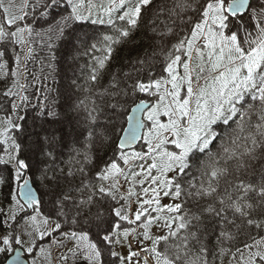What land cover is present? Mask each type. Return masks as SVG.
I'll return each instance as SVG.
<instances>
[{
  "label": "snow or ice",
  "instance_id": "obj_1",
  "mask_svg": "<svg viewBox=\"0 0 264 264\" xmlns=\"http://www.w3.org/2000/svg\"><path fill=\"white\" fill-rule=\"evenodd\" d=\"M62 3L65 7L61 13L66 14H61L49 28L56 39L64 37L66 33L70 35L89 20L92 24H108L113 29V34L103 35L91 44L92 50L99 44L105 53L103 57H94L97 67L93 68L90 79L96 81L100 69L111 59L114 45L129 38L140 26L145 10L152 5L153 0H107L106 5H96L93 0H46L45 11L41 15H48L49 9H58ZM23 7L20 14L16 15L12 12L11 4L5 6L4 0H0V8L5 14L4 22L0 23V43L15 38L16 43L23 44V33L27 31L31 34L30 26L17 27L15 31L5 28V24L16 25L25 19L28 13L24 12ZM179 7L183 10L191 9L193 13L198 11V18L192 20L189 17L192 26L188 35L178 38L163 53L167 76L159 79L149 77L147 81L138 80L131 85L133 93H148L155 96L156 100L147 105L141 100L132 110L134 113L145 111L147 120L151 122L148 135L144 137L148 151L133 152L130 155L121 151L120 159L124 164L136 159H150L151 162L146 166L139 165L140 171L131 174L132 187L121 194L118 176L124 175V170L112 161L97 172L101 181L99 185H84L90 189L89 194L86 199L78 201L77 211L71 219L65 209L69 202H73V197L69 191L56 190L59 188L58 177L51 167L46 166L42 170L41 179L53 184L49 192L56 214L67 223L79 226L81 230L61 231L63 225L54 221V226L45 227L41 231L38 224L49 225V217L39 221L36 215L23 217V234L32 237L24 249L27 253L39 247L33 231L40 240L59 231L64 239L76 242L68 250L73 259L79 253L86 264H106L104 254L107 251L119 260V264H127L133 257H138L140 252L132 251L127 256H121L112 250V246L126 241L135 229L126 228L121 232L119 223L105 227V212L102 205L98 204V200L103 201L106 197L112 201H117L119 197V200L128 204L112 207L115 217L129 224L144 218L141 224L144 228L142 236L144 240L151 241L150 248L141 250L145 253L144 264H149V257L154 258V264H213L216 257L204 242L206 236L202 226L206 217L222 221L217 245H223L225 241L236 242L243 236H248L252 241L248 243L239 239L243 248L236 247L235 252L219 247L221 258L227 253L236 264H264V235L258 233L259 239L250 235L254 229L264 232V3L255 7L253 0H182ZM100 11L103 16L99 14ZM117 21L122 23L117 24ZM52 39L50 35L49 40ZM4 55L0 51V57ZM16 59L18 62L19 57ZM3 68L4 64H0V69ZM5 95L15 96L16 93L9 88ZM21 100L26 101L27 97H21ZM12 107L16 108L17 105L13 104ZM39 115L44 116L45 112L41 110ZM57 115L54 110L47 112L50 117ZM18 119L23 120L24 117ZM128 119L132 124L127 139L134 141L137 138L136 129L141 125L135 116ZM14 129H22V126L9 118L0 137H3L5 144L11 141L12 150L7 152V159L0 156V164L11 166L17 183L23 180L20 188L24 204L9 193L15 203L11 214L2 221L7 228L0 234V254L7 256L10 252L15 253L4 264H28L21 248L14 247L24 244L22 235L17 234L15 224L9 221L18 223L17 210L34 208L41 200L27 178V172L32 167L31 157L15 136H8ZM43 140L50 144L55 136H45ZM216 141H219V147L213 152ZM169 145L174 146V149L170 150ZM125 146L126 141L122 139L119 148ZM43 154L54 159L51 151ZM200 154H205V159L197 169L200 179L193 178L185 187L180 179L189 174L192 162L199 160ZM50 171L53 172L51 177L48 176ZM169 173L172 175L169 176ZM68 175H72V172ZM141 176L143 178L138 180L137 177ZM110 179L111 184L103 183ZM146 181L149 186L142 191L147 198L142 201L137 199L138 207L132 213V219L130 198L137 195L135 185H144ZM5 183L6 177L0 175V185ZM161 194L180 202L161 205ZM94 206L97 210L92 212ZM84 207L87 213L80 220L82 212L79 209ZM150 208L151 212L160 214L166 211L168 215L153 216ZM229 216L232 218L229 219ZM161 220L167 230L166 234L150 235L151 224ZM29 227L33 231H28ZM85 227L96 229L95 239L90 231L84 230ZM53 243L59 245L63 241L57 238ZM128 246L131 248L130 243ZM39 251L48 255L44 247H39ZM68 259V255L62 256L65 262ZM30 264H36V261L32 260Z\"/></svg>",
  "mask_w": 264,
  "mask_h": 264
},
{
  "label": "trees",
  "instance_id": "obj_2",
  "mask_svg": "<svg viewBox=\"0 0 264 264\" xmlns=\"http://www.w3.org/2000/svg\"><path fill=\"white\" fill-rule=\"evenodd\" d=\"M12 1L4 0V5L16 3L21 10L27 4L29 5L26 10L28 14L26 19L18 21L16 25L5 24V28L15 31L17 27L30 26L31 34L25 31L23 36L31 52L29 50L24 52L21 43H16L15 38L0 43V51L5 53L3 57H0V64H4V68L0 69V121L2 119L7 121L9 118L16 120L19 116L24 117L23 120L17 121L22 129H14L9 134L15 136L17 142L25 146L31 157L32 167L27 175L31 177L35 187L39 190L41 200V203L35 207V210L37 208L36 213H41L38 207L42 205V201L50 200L48 203L54 209L51 219L63 225L61 231H79L81 230L79 226L67 223L63 217L56 214L49 192L53 184L41 179L42 170L46 166L51 167L58 177L59 188L56 190L69 191L73 197V202H69L65 209L71 219L77 211L78 201L86 199L89 194L90 189L85 188L84 185L101 183L97 172L112 161L118 163L121 168L126 165L120 159V152L123 150L119 148L118 142L126 127L128 115L138 101L148 100L154 103L156 100L155 96H150L148 93H133L131 85L138 80L147 81L149 77L159 79L167 76L164 70L166 61L163 53L167 52L178 38L188 35V30L192 26L189 17L196 20L198 11L193 13L191 9L183 10L179 7L182 0H153L152 5L145 10L140 26L132 32L129 38L114 45L115 50L111 59L103 69H100L98 79L92 81L90 79L92 70L97 67L94 57H103L105 53L99 44L95 50H92L91 44L96 43L103 35L113 34L112 27L108 24H92L89 20L83 22V26L77 27L70 35L66 33L64 37L56 39L54 34L49 32V28L55 24L61 14H66L61 13V9L65 7L63 3L58 9H49L48 15H41L45 11L46 0ZM100 2L101 0H93L95 4ZM261 2L262 0H256L254 6L258 7L262 4ZM12 12L15 14L13 7ZM4 19L5 14L0 8V23H3ZM121 23L117 21V24ZM50 35L53 36L52 40H49ZM7 50L10 55L6 54ZM17 56L19 57L18 62ZM9 88L16 93L15 96L5 95ZM21 97H27V100L22 101ZM13 104L17 107L13 108ZM41 110L45 112L44 116L39 115ZM52 110L58 114L56 117L47 116V112ZM27 123L30 128L36 127L37 130L26 131L24 126ZM45 136H55V140L49 144L43 140ZM0 143L2 146L6 145L2 137H0ZM218 147L219 141L214 142L212 151H217ZM137 148L123 152L130 155L132 152H138ZM41 150L51 151L54 159L45 156ZM2 155L5 154H0ZM204 159L205 154H200L199 160L192 162L189 174L183 175L180 179L183 186L187 187L188 182L193 178L200 179L197 169ZM0 165L6 169L5 173L0 172V175L6 177V183L0 185V209H3V212H0V234H3L7 226L2 221L11 214L15 203L9 193L15 195L19 201L20 199L16 191L18 184L16 185L14 179V171L11 166ZM80 169L83 171L81 172ZM69 172H72V175H68ZM52 175L53 172H48L49 177ZM111 182V179L103 181L105 185ZM119 191L124 194L120 188ZM111 202V198L107 197L103 201L98 200V204L103 205L108 211L111 210ZM20 203L23 204L21 201ZM115 203L113 207H119L123 201H119L118 197ZM79 210L82 212L79 219L83 220V214L87 213V208ZM96 210L94 206L92 212ZM32 213L29 214L26 207L23 211L17 210L18 223L12 221L9 223L15 224L18 229L25 222L21 218L31 216ZM231 218L229 216V219ZM117 221L118 217L114 216V224ZM221 224L222 221L219 218H205L202 226L206 236L204 242L216 257L213 264H236L230 254L226 253L221 258L219 247L222 246L235 252L236 247L243 248L239 239L246 240L248 243L252 241L248 236H243L236 242L225 241L223 245H217ZM43 227L49 226L43 225ZM89 229L91 228H84L86 231ZM7 230L10 231V229ZM166 231L162 235L166 234ZM258 233L264 235V232L260 230L250 231V235L257 239H259ZM58 234L60 235L59 231L56 235ZM59 239L63 243L59 244L61 252L58 264H86L82 255L78 253L73 259L68 251L75 246V241L64 239L62 236ZM14 247L17 246L14 245ZM22 247L27 246L23 244ZM11 253L7 256L0 254V264H4ZM64 255L69 257L66 262L62 260ZM53 257L52 254L51 261H54Z\"/></svg>",
  "mask_w": 264,
  "mask_h": 264
},
{
  "label": "rangeland",
  "instance_id": "obj_3",
  "mask_svg": "<svg viewBox=\"0 0 264 264\" xmlns=\"http://www.w3.org/2000/svg\"><path fill=\"white\" fill-rule=\"evenodd\" d=\"M106 4H107V0H101L100 3H96V5H106ZM12 5H13L12 7H13V10H14L15 14L19 15L20 14L19 6L16 3H14ZM27 8L28 7H23L24 12H26ZM99 14L101 16L104 15L102 11H100ZM93 18H95V14H94ZM104 18L107 19V17H104ZM113 18L115 19V16ZM25 19H26V17H25ZM27 19H28V17H27ZM24 38L25 37L23 36V39ZM24 41H25V39H24ZM21 45L23 47L24 52L28 51L30 49L29 44L27 42H24ZM6 54L10 55V52L8 51V53H6ZM19 100H20V98L18 99V101ZM162 119H166V118H162ZM18 120L19 119L12 120V121H13V123H17ZM145 121H146L147 125H146V128H145L144 137H146L148 135L149 127H150V124H151V122L147 120V113H145ZM27 124H26V126H24V129H26V131H29L31 129H32V131L37 130L36 127L30 128L29 124H28V126H27ZM4 125H6V127H7V121L5 119H2L0 121V132H2L3 129L5 128ZM8 136L11 137L9 133H8ZM146 147H147V150H146ZM168 147H169L170 150L174 149V146H172V145H169ZM95 148H96V146H95ZM137 149H138L137 151L141 152V153L147 152L148 151L147 140L143 138V142L141 143V145ZM10 150H12L11 141H9L5 146H2L1 143H0V154H5V155H2V157L7 159V152H9ZM150 162H151L150 159H144V160L136 159V160L129 161L128 164H126L124 167H122V169L124 170V175L118 176L119 186H120L119 188L121 189L122 192L126 193L127 190L130 187H132V176H131V174L133 172H139L140 171L139 165L144 164L146 166V164L150 163ZM5 171H6V169L0 165V172L1 173L2 172L5 173ZM153 174L154 175L156 174L155 170H153ZM171 175H172V173H169V176H171ZM125 177H127V179H125ZM27 178H31V177L27 175ZM142 178H143L142 176L141 177H137L138 180L142 179ZM22 183H23V180H21L19 183L16 182V185L18 184V187L16 188L17 189L16 190L17 191V195H18V191H19L20 185ZM148 186H149V182L148 181H146L144 185H140L138 183L135 185L134 191L136 192L137 195L132 196L130 198V202H131L130 218L134 219V215H132V213H134L136 208L138 207V204L136 203L137 199L142 201L145 198H147L145 196V194L143 193L142 189L144 187H148ZM18 198H19V195H18ZM49 201L50 200L42 201V205L38 207L39 211L41 213H43V214H41L39 212L36 213V210H37V208H36V210L34 211L35 213H32L31 216L32 215H36L38 221L43 218L41 215H43L44 217H49L50 219H49V225L48 226L52 227V226H54L53 225L54 221L51 218L54 215V209L51 208L50 204L48 203ZM160 201H161V205L179 202V200H174L171 196L165 197L162 194H161V197H160ZM123 204H125L127 206L128 202L123 201ZM114 205H116V203H115V201H112L110 203V208H112ZM119 206H120V204H119ZM102 207H103L104 212H105V221H106L105 227H107L109 224H113L114 225V216H115L114 212L111 211V210L108 211L107 208H105L103 205H102ZM106 207H108V205ZM153 207H155V205H153ZM149 211L151 212V208L149 209ZM151 214L153 216H156V215H168L166 211L164 213H160V214H157L155 212H151ZM143 219L144 218L142 217L141 221H138L135 224H129L127 221H121L119 218H118V221L116 222V223H119L121 225V228H120L121 232H123V230L126 229V228L127 229H135V232L130 233V235L128 236L126 241H122L121 243H118V244L112 246L113 251L119 252L121 256H127L132 251L140 252V255L138 257H133V259L131 261H128L127 264H144V255H145V253L143 251H141V250L144 249V248H150L151 247V241L144 240L143 236H142V233L144 232V228L141 226V224L143 222ZM24 223H22L18 227L17 234H21L22 235V238L24 240V244L26 246H28V241L30 239H32V237H29L28 235L23 234V229H22L21 226L24 225ZM38 227H39V229L41 231H43L42 230V229H44L43 225L38 224ZM90 230H91L90 232H91L93 238L95 239V231L96 230L92 229V228ZM28 231H33V229L31 227H29ZM149 231H150V235H152V236L162 235L166 231V229L163 227V221L161 220V221L153 222L151 224V226H150ZM56 233L57 232H54V233H52V235L50 237L46 236L43 240H40L38 238V234L33 231V237L36 238L37 245L39 247H44L45 249H47L48 255L42 254L39 251V247H36L32 253H27L26 252L27 257L30 260V262L32 260H35L36 264H40L41 262H42V264H49V263L50 264H54V262H55V264H58V262H59V254H60L61 250H60V246L58 244H54L53 243V240H55V239L60 237V235L59 234L56 235ZM129 243L131 244V248H129V246H128ZM52 254L54 256L53 257L54 261H51ZM104 258H105L106 264H113V262H114V264H119V260L116 257H110V255L108 254L107 251L104 254ZM149 264H154V258L149 257Z\"/></svg>",
  "mask_w": 264,
  "mask_h": 264
},
{
  "label": "water",
  "instance_id": "obj_4",
  "mask_svg": "<svg viewBox=\"0 0 264 264\" xmlns=\"http://www.w3.org/2000/svg\"><path fill=\"white\" fill-rule=\"evenodd\" d=\"M141 101V100H140ZM140 101H138L131 109L129 115H128V118L131 117V116H135L136 120L140 122V127L138 129H136V134H137V138L134 140V141H131V140H128L127 139V136H128V130L132 124V122L129 121V119L127 118V124H126V127L124 128L121 136H120V139H119V142H118V146H119V143L120 141L123 139L126 141V146L121 149L123 151H128V150H132V149H136L140 144L141 142L143 141V138H144V133H145V128H146V121H145V111H141V112H133L132 110L136 107L137 104L140 103ZM145 101V104H150V103H153L151 101H148V100H143ZM29 183H30V186L33 188V190L36 192L38 198L40 199V192L39 190L35 187L34 183H33V180L31 178H29ZM18 195H19V198L20 200L22 201V203L24 204V198L21 194V188H19V191H18ZM36 206H34L35 208ZM28 209V213H32L34 212V208H31V207H26ZM17 247H20L21 248V251H22V254H23V258L26 259V261L28 262V264H30V260L28 259L27 257V254H26V251H24V248L22 246H17ZM15 255V253H12L7 259H11V257Z\"/></svg>",
  "mask_w": 264,
  "mask_h": 264
},
{
  "label": "flooded vegetation",
  "instance_id": "obj_5",
  "mask_svg": "<svg viewBox=\"0 0 264 264\" xmlns=\"http://www.w3.org/2000/svg\"><path fill=\"white\" fill-rule=\"evenodd\" d=\"M253 2L255 3L256 2V0H253ZM264 1L262 0V2L261 3H263ZM89 231H91L90 229H89ZM91 233V232H90Z\"/></svg>",
  "mask_w": 264,
  "mask_h": 264
}]
</instances>
